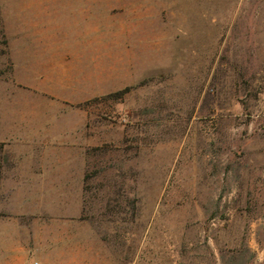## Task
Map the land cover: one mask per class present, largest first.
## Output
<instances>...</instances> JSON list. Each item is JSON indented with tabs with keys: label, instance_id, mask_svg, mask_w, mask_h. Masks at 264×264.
<instances>
[{
	"label": "rangeland",
	"instance_id": "rangeland-1",
	"mask_svg": "<svg viewBox=\"0 0 264 264\" xmlns=\"http://www.w3.org/2000/svg\"><path fill=\"white\" fill-rule=\"evenodd\" d=\"M36 4L0 0V264H264V0H108L119 99L11 80ZM56 136L86 159L78 213L27 161Z\"/></svg>",
	"mask_w": 264,
	"mask_h": 264
},
{
	"label": "crops",
	"instance_id": "crops-1",
	"mask_svg": "<svg viewBox=\"0 0 264 264\" xmlns=\"http://www.w3.org/2000/svg\"><path fill=\"white\" fill-rule=\"evenodd\" d=\"M36 1V5L26 7L37 14L34 24L21 25L13 32L18 36H10L11 80L40 97L69 99L100 97L127 85L123 76L117 75L118 69L109 67V63L124 55L126 48L109 35L108 0ZM30 119V122L40 121L44 119L43 113L32 112ZM6 128V118L0 116V135ZM53 138L57 144L51 155H31L27 161L42 168V172H49L58 179V186L67 189V202H55L51 208L78 213L86 172L85 156L72 150L74 136Z\"/></svg>",
	"mask_w": 264,
	"mask_h": 264
},
{
	"label": "trees",
	"instance_id": "trees-1",
	"mask_svg": "<svg viewBox=\"0 0 264 264\" xmlns=\"http://www.w3.org/2000/svg\"><path fill=\"white\" fill-rule=\"evenodd\" d=\"M130 89V87H125L123 89H120L118 91L109 93L106 95V97L108 98H114V99H119L121 98L126 92H128V90Z\"/></svg>",
	"mask_w": 264,
	"mask_h": 264
}]
</instances>
